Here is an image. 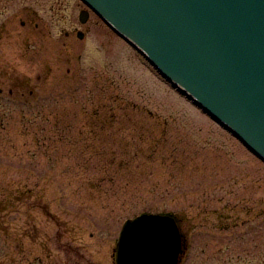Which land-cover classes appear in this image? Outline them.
Returning a JSON list of instances; mask_svg holds the SVG:
<instances>
[{
    "label": "rangeland",
    "instance_id": "1",
    "mask_svg": "<svg viewBox=\"0 0 264 264\" xmlns=\"http://www.w3.org/2000/svg\"><path fill=\"white\" fill-rule=\"evenodd\" d=\"M82 10L0 0V264H113L142 213L180 264H264V164Z\"/></svg>",
    "mask_w": 264,
    "mask_h": 264
},
{
    "label": "water",
    "instance_id": "2",
    "mask_svg": "<svg viewBox=\"0 0 264 264\" xmlns=\"http://www.w3.org/2000/svg\"><path fill=\"white\" fill-rule=\"evenodd\" d=\"M81 1L264 162V0ZM180 252L173 219L144 214L123 224L116 261L176 264Z\"/></svg>",
    "mask_w": 264,
    "mask_h": 264
}]
</instances>
